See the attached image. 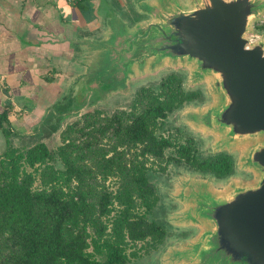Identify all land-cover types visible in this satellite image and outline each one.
I'll use <instances>...</instances> for the list:
<instances>
[{
    "label": "trees",
    "instance_id": "16d2710c",
    "mask_svg": "<svg viewBox=\"0 0 264 264\" xmlns=\"http://www.w3.org/2000/svg\"><path fill=\"white\" fill-rule=\"evenodd\" d=\"M197 96L172 73L158 90L140 87L128 111L84 112L57 151L41 142L25 151L9 145L0 156V264H127L129 243L150 239L157 247L166 230L147 218L159 198L147 159L219 178L233 168L228 155L199 158L192 139L174 145L157 134L168 115ZM7 121L3 110L0 129ZM172 147L176 155L165 157ZM54 156L64 169L52 164ZM111 176L115 191L105 184ZM114 204L120 209L110 219Z\"/></svg>",
    "mask_w": 264,
    "mask_h": 264
},
{
    "label": "water",
    "instance_id": "95a60500",
    "mask_svg": "<svg viewBox=\"0 0 264 264\" xmlns=\"http://www.w3.org/2000/svg\"><path fill=\"white\" fill-rule=\"evenodd\" d=\"M187 2L162 7L130 33L120 83L124 88L142 69L178 61L194 65V79H212L218 102L192 120L221 132V146L256 141L244 165L257 171V179L221 192L192 187L185 218L206 229L182 254L194 264H264V38H247L263 16L264 0Z\"/></svg>",
    "mask_w": 264,
    "mask_h": 264
},
{
    "label": "crops",
    "instance_id": "0c3cea01",
    "mask_svg": "<svg viewBox=\"0 0 264 264\" xmlns=\"http://www.w3.org/2000/svg\"><path fill=\"white\" fill-rule=\"evenodd\" d=\"M119 1L126 3L125 8L131 1L137 14L123 18L114 7L105 8L103 0H0V113L8 111V121L0 129V147L3 133L25 134L36 128L70 89L75 96L88 97L98 88L96 76L107 80L109 66L122 67L129 59L122 62L124 51L116 50L129 49L130 33L153 20L162 7L187 2ZM100 52L103 69L97 61ZM120 80L118 88L105 91L107 98L129 86L127 81L122 88ZM104 96L102 92L97 97Z\"/></svg>",
    "mask_w": 264,
    "mask_h": 264
},
{
    "label": "rangeland",
    "instance_id": "374dc122",
    "mask_svg": "<svg viewBox=\"0 0 264 264\" xmlns=\"http://www.w3.org/2000/svg\"><path fill=\"white\" fill-rule=\"evenodd\" d=\"M103 3H106L104 4L105 8L114 7V10H117L119 15L126 19L137 14L131 1L127 2V8L124 7L126 3L121 4L119 0H103ZM183 3L188 4V2ZM252 34L257 35L259 39L264 38V11L262 18L254 21ZM193 67L194 65L187 61H178L175 64L165 62L160 67H147L146 70L142 69V72H136L135 76L128 77L129 86L121 94H115L111 98H107L106 94L103 98L97 97L101 96L102 92L96 90H93L88 97L86 95L75 96L74 90L70 89L68 95L63 97L55 108H52V115H46L45 120L36 128L25 134H17L13 131H10V135L3 133L4 141L0 147V156L9 145L25 151L40 142L46 144L50 150L57 151V148L64 142L67 128L81 120V115L84 112L99 110L102 115L109 116L119 109L128 111L140 87L148 86L158 90L163 77L172 73L176 74L181 78L183 89L186 92H196L198 96L193 101L184 102L168 115L157 134L169 137L174 145H179L190 138L194 141L199 158L228 155L232 160L233 168L229 175L219 178L209 172L195 171L186 165L165 164L152 158L147 159L146 175L149 181L156 186L159 197L152 211L147 214V218L161 225L166 230V235L157 247H153L150 239L129 243L126 249L129 257L127 264H194L192 260H186L182 252L197 241L206 229V225L185 218L186 211L192 207V197L189 195L191 188L203 184L211 191H226L235 185L253 184L257 179V171L244 165L247 151L256 141L252 143L243 140L221 146L219 144L222 139L221 132L205 129L192 120L194 113L214 107L218 102V95L213 89L212 79L208 76L194 79ZM122 70L123 68L120 67L119 74ZM134 78L135 83L132 81ZM115 79H118L116 74ZM99 101L102 102L98 103ZM175 151L174 147L166 149L165 157L176 155ZM52 164L57 169H64L58 156H54ZM26 169L28 172L33 171L31 168ZM35 184L40 186L38 181ZM105 184L110 190L115 191L118 179L111 176L107 178ZM112 209L110 219L118 212L120 206L114 204ZM136 211L143 213L144 208L139 206ZM91 250L92 248H90Z\"/></svg>",
    "mask_w": 264,
    "mask_h": 264
},
{
    "label": "flooded vegetation",
    "instance_id": "af4514ba",
    "mask_svg": "<svg viewBox=\"0 0 264 264\" xmlns=\"http://www.w3.org/2000/svg\"><path fill=\"white\" fill-rule=\"evenodd\" d=\"M120 51H124V52H122L121 58H119L123 62L129 57V55L125 54L126 48H123L122 50H116V53L119 54L118 52H120ZM113 67H114L115 72L112 73ZM120 67H121L120 65L109 66L110 76H108L107 80L106 79L102 80V77L96 76L95 81H94L95 86L97 84V87H98V88H96V90H99V91L103 92L104 94H106V92H105L106 90L108 92H111V91L115 90L116 88H118L119 87L118 79H120L122 77L121 71H120V74L118 72ZM115 74L118 77V79H115Z\"/></svg>",
    "mask_w": 264,
    "mask_h": 264
},
{
    "label": "built area",
    "instance_id": "2783aa9c",
    "mask_svg": "<svg viewBox=\"0 0 264 264\" xmlns=\"http://www.w3.org/2000/svg\"><path fill=\"white\" fill-rule=\"evenodd\" d=\"M247 38H248L250 43H253L259 39L258 36L254 35V34H250L249 36H247Z\"/></svg>",
    "mask_w": 264,
    "mask_h": 264
}]
</instances>
